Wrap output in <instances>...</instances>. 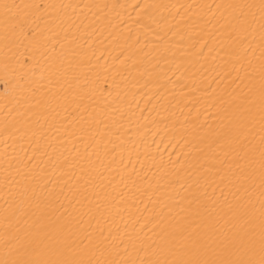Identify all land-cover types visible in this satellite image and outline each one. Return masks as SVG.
I'll return each mask as SVG.
<instances>
[{"label": "bare ground", "instance_id": "6f19581e", "mask_svg": "<svg viewBox=\"0 0 264 264\" xmlns=\"http://www.w3.org/2000/svg\"><path fill=\"white\" fill-rule=\"evenodd\" d=\"M0 264H264V0H0Z\"/></svg>", "mask_w": 264, "mask_h": 264}]
</instances>
